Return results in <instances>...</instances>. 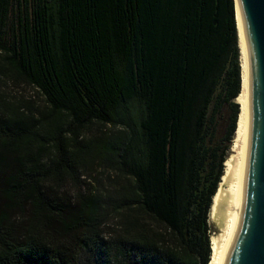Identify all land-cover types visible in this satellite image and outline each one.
I'll return each mask as SVG.
<instances>
[{
  "label": "trees",
  "instance_id": "obj_1",
  "mask_svg": "<svg viewBox=\"0 0 264 264\" xmlns=\"http://www.w3.org/2000/svg\"><path fill=\"white\" fill-rule=\"evenodd\" d=\"M14 1L0 84L46 105L0 93V264H209L240 112L235 0H18L7 40ZM97 167L113 191H83Z\"/></svg>",
  "mask_w": 264,
  "mask_h": 264
},
{
  "label": "water",
  "instance_id": "obj_2",
  "mask_svg": "<svg viewBox=\"0 0 264 264\" xmlns=\"http://www.w3.org/2000/svg\"><path fill=\"white\" fill-rule=\"evenodd\" d=\"M235 3L241 103L225 171L213 198L209 264H264V0Z\"/></svg>",
  "mask_w": 264,
  "mask_h": 264
},
{
  "label": "rangeland",
  "instance_id": "obj_3",
  "mask_svg": "<svg viewBox=\"0 0 264 264\" xmlns=\"http://www.w3.org/2000/svg\"><path fill=\"white\" fill-rule=\"evenodd\" d=\"M19 9H20L19 1L15 0L13 3V8L10 13L9 19L7 21L6 28H5L6 29L5 38L7 40L12 39V34H13L12 25L14 24L15 19L18 17ZM1 76L3 78H2V83L0 84V93H2L7 98L15 102H23V103L30 102V104H33L37 108H40V107L43 108L46 105L44 96L40 92H38V89L35 88L34 86L28 85L24 82L16 81V79H14L13 77H10V75L9 76L1 75ZM226 112L228 114H230L231 112L228 107L226 108ZM100 128H102L100 125L95 124L92 127L91 133L98 134L100 131ZM89 135L90 134H88V136ZM229 153H230V150H229ZM229 153H228V156H229ZM117 175H118L117 171L110 169V168L107 169L103 167H97L96 169L89 170L85 174V176L82 177L83 191L86 192L90 190V188H92V190L93 189H105V188L109 190L110 188H112L111 191H113L114 190L113 180H116V182L119 180ZM211 224H212V221H211ZM105 228H106L105 232L108 236H110V234H115L120 231V224H119V221L116 215L108 220V225ZM211 239H212V233H211Z\"/></svg>",
  "mask_w": 264,
  "mask_h": 264
},
{
  "label": "bare ground",
  "instance_id": "obj_4",
  "mask_svg": "<svg viewBox=\"0 0 264 264\" xmlns=\"http://www.w3.org/2000/svg\"><path fill=\"white\" fill-rule=\"evenodd\" d=\"M237 21H238V29H239V44H240V27H239V19H238V14H237ZM241 67H242V65H241ZM241 89H242V87H241ZM236 102L237 103H239V105H240V103H241V91H240V94L238 95V97L236 98ZM240 113V112H239ZM238 118H239V116H238ZM234 140V139H233ZM233 143V142H232ZM231 147H232V145H231ZM230 150H231V148H230ZM229 157V156H228ZM227 160H228V158L226 159V161H225V167H226V163H227ZM216 195V194H215ZM214 198H215V196H214ZM213 202H214V199H213ZM213 205V204H212ZM211 209H212V207H211ZM210 216H211V213H210ZM211 245H212V239H211Z\"/></svg>",
  "mask_w": 264,
  "mask_h": 264
}]
</instances>
